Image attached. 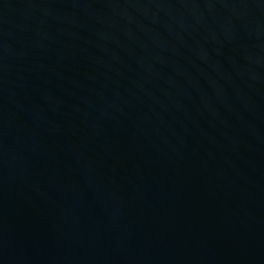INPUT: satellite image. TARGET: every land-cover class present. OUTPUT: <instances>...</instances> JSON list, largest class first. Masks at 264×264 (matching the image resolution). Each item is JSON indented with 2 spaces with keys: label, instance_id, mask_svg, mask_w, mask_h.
I'll return each mask as SVG.
<instances>
[{
  "label": "water",
  "instance_id": "95a60500",
  "mask_svg": "<svg viewBox=\"0 0 264 264\" xmlns=\"http://www.w3.org/2000/svg\"><path fill=\"white\" fill-rule=\"evenodd\" d=\"M0 264H264V0H0Z\"/></svg>",
  "mask_w": 264,
  "mask_h": 264
}]
</instances>
